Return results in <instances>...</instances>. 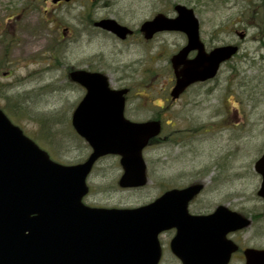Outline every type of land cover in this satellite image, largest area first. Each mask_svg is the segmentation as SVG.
Listing matches in <instances>:
<instances>
[{"label": "rangeland", "instance_id": "1", "mask_svg": "<svg viewBox=\"0 0 264 264\" xmlns=\"http://www.w3.org/2000/svg\"><path fill=\"white\" fill-rule=\"evenodd\" d=\"M174 3L194 10L205 42L234 43L240 51L213 81L192 87L172 103L169 58L175 39L120 42L92 23L111 18L137 28L158 12L168 13ZM1 22L0 108L55 162L74 165L89 154L70 125L81 97L68 81L71 69L101 71L112 86L121 78L132 88L131 104L142 116L161 115V139L143 151L148 184L118 188L119 159L106 156L87 178L85 205L139 207L168 189L199 181L204 190L192 212L218 199L252 204L258 185L253 164L264 149V0H0ZM232 30L245 39L239 41ZM165 97L169 108L161 111L156 105ZM161 264L179 263L165 250Z\"/></svg>", "mask_w": 264, "mask_h": 264}, {"label": "water", "instance_id": "2", "mask_svg": "<svg viewBox=\"0 0 264 264\" xmlns=\"http://www.w3.org/2000/svg\"><path fill=\"white\" fill-rule=\"evenodd\" d=\"M174 10L176 18L159 14L140 27L146 40L165 31L187 36V45L170 60L175 79L169 94L172 101L189 86L213 79L221 64L238 52L237 46L227 45L206 53L194 11L182 5ZM93 25L120 40L131 33L113 19ZM193 50L196 56L186 60ZM68 76L86 91L71 116L73 130L91 150L82 163L53 161L0 109V264H158V236L171 229L176 233L170 249L181 264H228L237 247L227 244L225 235L250 222L224 206L208 216L189 214L188 205L203 190L202 182L168 190L136 208L83 203L89 192L87 178L94 164L106 156L119 157V188L146 186L143 150L158 137L161 125L156 120H126L127 90L111 89L105 74L72 70ZM253 168L262 176L257 195L264 198V154ZM244 257L245 264H264V250L246 249Z\"/></svg>", "mask_w": 264, "mask_h": 264}, {"label": "flooded vegetation", "instance_id": "3", "mask_svg": "<svg viewBox=\"0 0 264 264\" xmlns=\"http://www.w3.org/2000/svg\"><path fill=\"white\" fill-rule=\"evenodd\" d=\"M246 1H253V0H246ZM175 5H176L175 3L170 4L169 5L170 6L169 11L170 12L169 11H168V13H159L158 12V13L154 14L150 19L142 21L141 24L139 25V27H137V28H130V27L123 25V24H120L119 22L116 21L117 23H119V25L124 26L131 31V33L127 36V38L125 40H120V42H126L130 39H134L135 41H138V42L150 43L160 36H163L165 38L166 37L174 38L175 43L173 45V48H175V50L169 58V64H170L171 58L174 55H176L179 51H181L187 45L186 34H184L182 32L165 31V32L156 33L150 40H146L144 33H142L140 31V27L144 22L152 20L156 15H159V14L164 15L165 17H167L169 19L176 18L177 14L174 10ZM92 26H93V23H92ZM232 32L235 34V36L238 38L239 41H243L245 39V34L243 32H239V31H235V30L234 31L232 30ZM199 39H200L201 43L203 44L204 51L206 53H209L214 48L219 47V46H224V45H229V44L233 45L234 44V43H227V44H223V45L221 44V45L215 46L212 44V42H210V43L205 42L201 36L200 24H199ZM239 50H240V47H239ZM196 54H197V51H195V50L190 51L187 54L186 60L193 59L196 56ZM170 67H171V65H170ZM179 69H181V67H179ZM84 70H86V69H84ZM87 71L94 72V71H98V70H94V69L90 68V69H87ZM99 72H101V71H99ZM107 77L109 78L108 75H107ZM213 80L193 84L190 87H188L181 96H183L192 87L197 86V85L206 86L207 84H209ZM114 81H115L114 86H112V82L109 78L111 88H113L115 90H123V89L127 90V93L124 96L125 102H124V108H123V117L126 120L131 121V122H137V123L151 121V120H157L160 122V125L163 128L161 115L159 113L158 114H152V116L150 115L148 117L142 116L138 111L139 107L135 106L137 104H135L134 102H132L133 104H131L130 97H131V93H132V88L126 86L125 82L121 78H115ZM70 84H72V86H74V87H77L78 90L81 92V97H80V100H81L86 93L85 89L79 85L74 84V83L70 82ZM173 84H174V77H173V72H172V85ZM167 101H168V99L165 97L164 100L163 99L160 100L161 104L158 103L156 106L161 111H164L167 108H169V105L164 106V104ZM73 110H72V112H73ZM71 115H72V113H71ZM70 124H71V116H70ZM263 154H264V149L259 154V156L256 158L255 162L257 160H259ZM254 174H255L256 179L258 181V185L256 188L257 189L256 190V198L251 200L252 204L247 205L246 204L247 201L243 200V199L237 200V202L234 201L233 203H230L232 201H226L224 203H221V199H218V200H213L212 204L207 205L206 207H204V209L201 208L200 210H194V212H192L190 210V207L194 203V201H195V199H194L193 201H191L189 203V206H188V212L191 215H197V216L198 215H203V216L212 215L216 211L217 207L224 206L227 208L228 211H230L232 213L239 214V215H241V216H243L249 220L250 224L248 227H244L241 229L230 231L225 235V239L227 241V244H229L230 246L235 245L237 247V249L231 253L228 264H245L244 251L246 249L264 250V198L259 197L257 195L258 191L261 187L262 176L258 173H254ZM175 233H176V230L171 229V230L165 231L159 235L158 241H159V245L161 248V258H160V261L158 264H161L165 250H167L170 253L172 258L176 262L181 264L180 261L172 254L171 249H170V243H171V240L173 239V237L175 236ZM166 235H168V240L166 242H164L162 240V237L166 236Z\"/></svg>", "mask_w": 264, "mask_h": 264}, {"label": "trees", "instance_id": "4", "mask_svg": "<svg viewBox=\"0 0 264 264\" xmlns=\"http://www.w3.org/2000/svg\"><path fill=\"white\" fill-rule=\"evenodd\" d=\"M210 1H212V0H210ZM256 13H253V17H255L254 15H255ZM5 24V22H1L0 23V34H1V32H2V28H3V25ZM14 40L13 39H11L10 41H7L6 42V45H9L11 42H13ZM261 44H262V46L264 47V43H263V41H261ZM53 51H52V53H53V55H56L57 53H58V50H54V49H52ZM7 89V88H6ZM15 105V104H14ZM20 108V107H19ZM13 110L12 111H14V108H12ZM21 110H23V108H20ZM4 110V109H3ZM4 111H6V110H4ZM160 137H158L155 141H153V142H158V141H160ZM87 147V146H86Z\"/></svg>", "mask_w": 264, "mask_h": 264}]
</instances>
